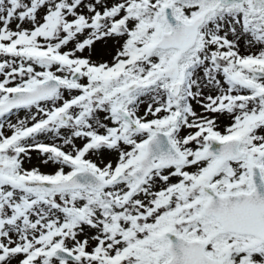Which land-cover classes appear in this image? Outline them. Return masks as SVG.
Instances as JSON below:
<instances>
[{"label": "snow or ice", "instance_id": "6c2138e0", "mask_svg": "<svg viewBox=\"0 0 264 264\" xmlns=\"http://www.w3.org/2000/svg\"><path fill=\"white\" fill-rule=\"evenodd\" d=\"M0 264H264V0H0Z\"/></svg>", "mask_w": 264, "mask_h": 264}]
</instances>
